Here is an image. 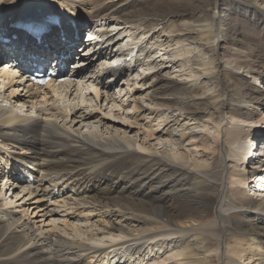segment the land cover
Wrapping results in <instances>:
<instances>
[{"label": "bare ground", "instance_id": "6f19581e", "mask_svg": "<svg viewBox=\"0 0 264 264\" xmlns=\"http://www.w3.org/2000/svg\"><path fill=\"white\" fill-rule=\"evenodd\" d=\"M56 1L63 8L68 7L62 12L73 11L83 19L74 16L69 22L56 10L63 21L59 28H53L54 34L44 35L42 45L36 46L34 54L40 57L57 54L55 44L59 38L68 48L76 44L88 17L95 18V28L100 21L111 19L121 20L118 23L129 24L132 29L142 27L151 31L156 27L152 17L162 23L168 18L180 21L187 13L199 11V14L210 6L211 16L198 17L197 22L199 18L204 20L196 30V38L208 46L210 55L193 65L205 75H211L219 89L206 99H199L202 85L195 82L180 85L155 76L153 81L162 96L151 99L159 100L154 101L157 107L176 108L192 119L206 117L216 124L218 132L211 146L214 153L210 155L216 158L211 163H198L189 156L179 158L166 151L146 148L143 142L156 139L157 132L147 127L145 131H133L135 122H129L123 134L130 130L139 135L142 144L124 138L111 122L103 117L96 119V112H103L98 106L96 90L91 95L94 109L82 114L77 101L90 95L86 91L92 86H86L84 81L69 82L50 92L21 80L4 78L7 73L3 72L0 75V178L4 179L5 169L8 175L29 169L36 179L27 187L17 185L18 179L14 184L13 178L7 179L8 193L12 195L21 189L15 192V201L27 199V204L22 201L15 207L12 197L3 199V192L7 191L0 185V264H264V186L259 188L261 193L256 192L258 188L247 186L249 177L245 174L249 171L244 166L238 170L241 163L247 164L246 167L258 171L250 176L252 184L256 181L264 184V161L255 159L258 154L264 158V145L259 151L254 146L258 153L255 158L246 162L247 156L243 157L252 136L263 139L260 136L264 135L260 134L264 131L238 127V123L250 127L259 124L253 121L252 113L264 108V92L246 84L231 71L238 67L264 78L261 48L264 0H167L151 6L145 4L148 0H138L135 4L129 2L128 7H116L107 3L108 0ZM46 3L48 0H0L3 9L0 18L11 11L23 18ZM70 23L75 24L76 37ZM3 24L8 23H0V27ZM99 27L104 26L101 23ZM10 31L6 28L5 33ZM110 31L87 40V46L96 41V47L101 50L83 62L84 68L76 72L77 78H82L100 59L126 61L128 53L120 49L113 52L109 48L112 38L104 40ZM192 31L185 23L175 24L171 32L188 40ZM90 32V36L98 35L94 30ZM221 39L228 41L231 51L222 53L223 48L219 49L221 57L216 59L218 49L213 43ZM24 40L27 39L18 35L14 41L24 45ZM235 49L244 51L242 59L233 52ZM139 50L141 47L137 53ZM134 60L136 63V58L131 57L127 65L117 69L134 67ZM106 74V69L99 70L95 80L103 81ZM120 76L117 74V78ZM59 98L67 99L65 102L71 100L59 107L56 105ZM199 104L203 105L199 111L203 115L197 112ZM140 109L135 101L132 110L138 113ZM226 117L230 123H223ZM258 119L264 122V118ZM91 120L94 124H90ZM80 126L86 131H81ZM7 127H11L14 137L19 131L26 133L6 144L10 140ZM222 138L228 148L220 151ZM191 145H199L204 151L211 148L200 141ZM245 187L251 188L250 194L244 195ZM82 218L86 225L73 222Z\"/></svg>", "mask_w": 264, "mask_h": 264}, {"label": "rangeland", "instance_id": "374dc122", "mask_svg": "<svg viewBox=\"0 0 264 264\" xmlns=\"http://www.w3.org/2000/svg\"><path fill=\"white\" fill-rule=\"evenodd\" d=\"M122 1L123 0H108L107 3H113L116 5V7H120L121 5H129V2L135 4V1L138 0H127L126 3H123ZM158 1L165 2L167 0H148L145 1V4L147 3V5L149 4L151 6V4L154 5ZM46 4H48L49 6L51 5L52 8L55 9V11H61L68 8L67 6L63 8L61 6V2L56 0H48V3ZM207 8V11H204L199 14V11H197V13L189 12L186 14V16H184L185 19L180 21H178V18V20L172 19V21L170 20V22L168 18L164 20L165 22L163 21L164 23H162L160 21H157L155 17H152L150 18L151 22L155 23L156 27L151 31H146L147 29H143L142 27L138 29H132L133 27H130L129 24L121 25L120 23H118L121 20L119 21L106 19L102 22L100 21V23H102V26L104 27H93L92 30H94V32H97L98 34H94V37L98 38V36H101L100 33L105 34V31L108 32V30H111L109 34L107 33L108 35L106 34L107 38H112V44H110L109 47L110 50L114 52L117 49H120L118 51H123V53H125L128 49L132 48L133 44L135 43L137 44L138 49L139 47H141V50H139V52L136 54V63L135 60L132 63V65L135 63L134 67L131 66L130 68L127 67L125 69H117V67L113 68L111 65H115L116 62H119V59H116V61L100 59L94 62V64L86 71V74L82 76V79H78V82H86V86L92 85V88L89 87L90 89L86 91V94L90 93V95H86L85 98L81 97L77 101V104L80 108V112L82 111V114H84L94 109L93 106L95 105V103L92 102L91 98L93 96L91 95L95 92L94 90H96L99 93L98 106L100 105V108L103 111L101 113L98 111L96 112V115H98L96 119L102 120L103 117L107 121L111 122L110 125L113 126V128L118 129L117 131L121 133V136L124 135V138H127L128 140H134L142 144V140L139 135L136 136L133 132L130 133V130L129 133L127 132L128 130L126 131V135L123 134L124 130L129 128V122H135V124L137 125H133L134 127H131L133 131L137 129L145 131V128L147 127L146 129H154L157 132L156 137L158 139L156 138L148 143L143 142L146 148L156 150L158 152L166 151V153L170 156L175 155V157L178 156L179 158L181 157V155L189 156L191 159L197 161L198 163H211L213 160H215L216 156L210 155L214 153L213 147L211 146L213 144V139L216 137V134L218 132L216 124L211 121H208L206 117L192 119L187 115H183L182 111L176 108L167 109L163 106L157 107L154 105V101H159L158 99H160V97L162 96L158 86L155 85V81H153L155 80V76L164 77L165 79L169 81H174L180 85H182L183 83L191 84L193 82L200 84L203 86V88L200 90V96H198V98L200 97L202 99H206L208 96H210L219 89L217 84L211 78V75H205L199 67L193 65L194 62L201 60L202 58H206L210 55L208 46L206 47L205 43L199 42L196 38V30H198L199 28L197 26H199V23L204 20L199 18L200 21L197 22L198 17L202 15L209 16L211 8L210 6H207ZM2 10L3 9L0 8V11ZM218 11L219 9L216 8V15L218 14ZM11 12L6 16L13 15ZM17 12H19V10ZM67 13H69L70 15L74 14L77 19H83L78 17L75 14L76 12L68 11ZM6 16L4 14L2 19L6 18ZM88 18L84 20L88 23H86V28H83V33H86L87 29L89 27H92V25L94 24L93 21H95V18ZM142 21L144 22V18L142 19ZM184 22L189 24L190 30H193L191 35H188V37L190 36L191 38L188 40L178 38L174 35L175 33L171 32L172 30H174L175 24L177 26H182L185 24ZM116 23L120 25H116ZM115 29H117V32L113 33L112 31ZM251 32L254 33L255 38L257 39V41H259L258 35L254 32L253 28L251 29ZM233 38L234 40H239V38H236L234 36ZM213 44L214 47L218 49V55L216 56V59L221 57V52L219 51V49L223 48L222 53L231 51L227 40L221 39L218 43L214 42ZM261 48L264 49V45H262ZM93 49L94 47L92 48V51L94 52ZM87 50L88 51H85L84 54L90 52L89 49ZM233 52L237 54L236 56L240 59H242L244 56L243 50L235 49L233 50ZM83 58H85V56ZM173 58L174 60H172ZM83 61L87 60L84 59ZM120 62L122 61L120 60ZM125 63L128 62H123L122 65ZM101 69L107 70L108 74L106 78H104L103 81L102 79L100 81L99 78H96L95 80L96 73L99 72V70ZM231 71L236 74L237 77L242 78V80L246 84L254 86V88L259 89L260 92L261 90L264 92V78L259 79L257 75L247 73L246 70L238 67L233 68ZM117 74L118 76H121L117 78ZM88 79L89 81H87ZM101 82H103L104 84H101ZM156 95L158 96V99L156 98L157 100L152 101L151 98H155ZM104 99L106 100L104 101ZM66 100L67 99L63 100L62 98H59L56 105H59V107H64L65 105L69 104L71 98L69 102H65ZM135 101L138 102V104H140V106L142 107V109H140L138 113L136 112V110H132ZM247 105L251 106L250 103H248ZM202 107L203 105L199 104L197 112L201 111ZM69 109L70 107L67 108V111ZM263 112L264 108H261L260 110H254L252 113L254 116L253 121H256L259 124L250 127L245 123H238V127H243V130H247L249 128L252 132L255 131V128L258 131H260V129L264 131V122H261L258 119L260 117L264 118ZM203 113L204 112H201L200 114L203 115ZM206 115L207 114H205L204 116ZM96 119H94L93 121L96 122ZM93 121L91 120L90 124H94ZM230 122L231 121L226 117V120L223 123ZM76 127H78V125H76ZM81 127L82 126H80L79 128ZM10 128L11 127H7V129H9V133L6 134L8 135L10 140L7 141L6 144H11L12 140L20 139L26 133L25 131H19L18 136L14 137L15 133L12 132ZM81 131L84 132L86 131V129L81 128ZM262 135H264V132H262ZM198 141H200V143L205 142L206 146L211 148L204 151L201 147H197L199 145H191ZM44 147H47V144L44 145ZM224 148H228V145L226 146V142L224 138H222V144L220 145L219 149L220 151H223ZM247 151L246 153H248V156H252L248 158L249 160L255 158L256 154H258L256 153V148H254L253 152H251L250 149ZM205 153L207 154V156L203 155ZM246 153L243 155V157H246ZM257 159L264 161V158L261 159L259 154ZM249 160H247L246 162H248ZM217 161H220V158H218ZM245 166L244 168H247L246 170L249 171L248 173H251V176L255 174V172H258L253 168H249L250 166ZM240 167H238V170L241 171ZM248 173L245 174L246 177H250L248 176ZM1 184L2 182H0V185ZM255 186L257 185L253 184L252 189L258 188L256 192L259 191V193H261V190L259 188H262L261 186H264V184H261L260 187L258 186L256 188ZM246 190L243 189L244 195L246 194ZM263 193L264 192H262V194ZM3 195V199H9L11 197L13 198V195L8 193V191L6 193L3 192ZM22 201L26 202L27 199L21 201L13 200V206L15 207L19 205V203ZM29 213L30 211L28 212V215ZM30 216L31 215H29V217ZM83 220L84 219L82 218V220L77 219L73 222L76 224L86 225L85 220ZM119 220L120 219H117V221ZM59 221L61 222V220ZM59 221L57 223H60ZM113 221L115 222L116 220L113 219ZM47 222L48 219L44 221L45 224ZM129 225L131 226L132 224Z\"/></svg>", "mask_w": 264, "mask_h": 264}]
</instances>
